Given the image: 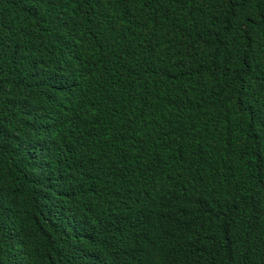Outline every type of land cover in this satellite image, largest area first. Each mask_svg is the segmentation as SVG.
<instances>
[{"label": "trees", "instance_id": "trees-1", "mask_svg": "<svg viewBox=\"0 0 264 264\" xmlns=\"http://www.w3.org/2000/svg\"><path fill=\"white\" fill-rule=\"evenodd\" d=\"M0 264H264V0H0Z\"/></svg>", "mask_w": 264, "mask_h": 264}]
</instances>
